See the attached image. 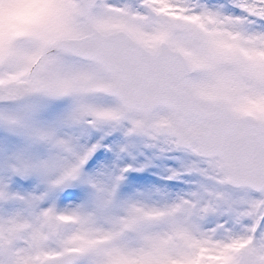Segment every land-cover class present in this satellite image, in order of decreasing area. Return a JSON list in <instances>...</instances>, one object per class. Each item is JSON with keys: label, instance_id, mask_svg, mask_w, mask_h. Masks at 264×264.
Here are the masks:
<instances>
[{"label": "snow or ice", "instance_id": "1", "mask_svg": "<svg viewBox=\"0 0 264 264\" xmlns=\"http://www.w3.org/2000/svg\"><path fill=\"white\" fill-rule=\"evenodd\" d=\"M34 8L0 27V264H264V0Z\"/></svg>", "mask_w": 264, "mask_h": 264}, {"label": "clouds", "instance_id": "2", "mask_svg": "<svg viewBox=\"0 0 264 264\" xmlns=\"http://www.w3.org/2000/svg\"><path fill=\"white\" fill-rule=\"evenodd\" d=\"M36 0H9L0 8V27L20 28L33 17Z\"/></svg>", "mask_w": 264, "mask_h": 264}, {"label": "rangeland", "instance_id": "3", "mask_svg": "<svg viewBox=\"0 0 264 264\" xmlns=\"http://www.w3.org/2000/svg\"><path fill=\"white\" fill-rule=\"evenodd\" d=\"M131 176H137V177H144L147 176L148 178L151 177V179H146L147 184L146 187L155 189H161V190H168V191H175V189L171 188L170 186L173 184H177V181H166L164 182L162 180V174L159 171V169L155 165H150L149 168H146L143 171L140 172H133ZM125 190H127V186H125ZM138 191L144 190L143 188L137 187Z\"/></svg>", "mask_w": 264, "mask_h": 264}]
</instances>
